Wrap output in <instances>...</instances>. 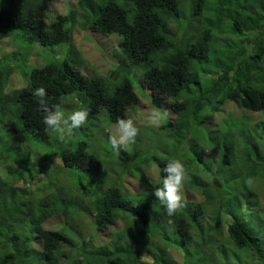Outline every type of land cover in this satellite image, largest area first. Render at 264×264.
I'll return each instance as SVG.
<instances>
[{"label":"trees","instance_id":"obj_1","mask_svg":"<svg viewBox=\"0 0 264 264\" xmlns=\"http://www.w3.org/2000/svg\"><path fill=\"white\" fill-rule=\"evenodd\" d=\"M55 1L0 0V42L13 43L3 56L0 49V163L16 164L0 177V264H141L145 251L154 264H264V0H76L46 22ZM74 29L118 36L117 62L107 73L81 72ZM62 44L70 46L58 60L53 48ZM35 49L41 63L29 64ZM14 76L21 88L10 87ZM134 81L150 91L152 108L177 118L152 131L166 135L163 147L157 138L140 151L147 131L139 128L135 144L117 152L103 125L128 118L139 104ZM40 87L50 105L73 96L89 111L81 129L97 134V142L67 140L55 153L60 167L90 178L89 187L67 185L77 194L49 176L40 157L19 152L48 135L33 95ZM227 103L237 114H223ZM181 129L192 138L177 135ZM95 152L116 168L104 171ZM172 159L191 178L185 190L201 200L184 199L170 218L153 193ZM127 173L136 178L134 193L120 184ZM37 175L44 183L36 189L16 184L29 186ZM53 217L58 228L46 229ZM117 222L122 228L99 243V232Z\"/></svg>","mask_w":264,"mask_h":264},{"label":"rangeland","instance_id":"obj_2","mask_svg":"<svg viewBox=\"0 0 264 264\" xmlns=\"http://www.w3.org/2000/svg\"><path fill=\"white\" fill-rule=\"evenodd\" d=\"M76 3V0H56L55 2H51L48 4V6L46 7V13L42 15V17L45 19L46 22H49L50 19L52 18V16L56 15V14H63L66 12H68ZM47 15L49 16L47 18ZM47 18V19H46ZM117 36V35H116ZM115 34L114 35H108L105 36L101 33H96V32H90V31H85V30H80V29H74L71 31V43L76 47V49L81 53V56L84 60V64L82 66L81 72L84 74H92V69L94 68V70L98 71V69L100 71H104V73H100L101 75L107 73V70L111 69L113 67V63L117 62V55H116V37ZM118 38V36H117ZM13 43L10 40H4L2 42H0V49L3 50L4 52L2 53V56L7 53V52H11V47L9 45H12ZM70 45L69 44H62L59 46L54 47L53 49H57L58 54H57V59H61L63 58V53L65 54L68 51V47ZM98 47V48H97ZM27 50V48H25ZM36 49L33 50V52L31 54H29L27 56V63L29 64H34L36 61L39 63H41L40 58L38 59L35 55ZM1 55V54H0ZM36 60V61H35ZM88 66H90L91 68H87ZM108 82L109 83H113L114 80L112 78H108ZM18 78L16 76L13 77V79L11 78V88H21L22 86H19L18 84ZM134 89L137 90V95L139 96V104L136 107H132L130 109H128V114L129 117L134 118L136 125L138 128H140V130H145L147 131V133H143V135L139 138V144H141L139 147L140 151H142L143 149H150L153 145L157 144L159 141L157 138H160V144L159 147H163L167 142V138L166 135L162 134L163 132L161 131V134L156 138L153 133H157L160 130L164 129V122H162V124L159 127H153L150 126L146 123L145 120V116L147 115V113L152 109V107L150 106V91L144 87H142L141 85L136 84V82L134 81L133 83ZM9 88V87H8ZM7 91V90H6ZM63 102L60 104L63 108L64 111H68L65 112L66 114H70L72 111L74 110H78L79 108L77 100L71 96H64L61 99ZM223 108H225V110L223 111V114L226 113V111H233V113L237 114V110L234 109L232 107L231 104H226L223 106ZM171 113V112H170ZM128 117V118H129ZM217 120H219L218 118H221L222 115L217 114L216 115ZM256 117V114L253 115H249V119L253 120ZM176 116H174L172 113L170 115L169 120L172 122L176 121ZM103 120V119H102ZM213 122V121H212ZM101 127V125H100ZM162 127V129H161ZM191 129L185 130V129H181L180 133H177V135L182 134L183 136L186 137V140H189L192 138V133L190 131ZM173 131H176V127L175 129L173 128ZM113 132V125H103V134H107V137L110 136ZM155 133V135H156ZM47 136L45 138L42 137H37L35 139V143L37 145H23L22 148L19 150L20 153L23 152L22 156H26V155H30V157H40L42 159L43 164H45V166H47L48 168V173L49 176L52 175L56 180L58 179V181H61L62 184L64 185L63 187L65 189H68V193L69 194H77V188L75 187H68L67 185H76L75 182L79 181V183L84 184L86 187L88 186V183L90 182V178L83 177L81 172L77 169H71V170H65L62 165L61 167L59 166L60 161L58 159V157L56 156V151L57 148L59 147V145H62L64 143L67 142V140L69 141L67 144L69 145H74L75 143H77L74 139H79V141L81 142H86L87 143V139L89 137V140H92L93 142H97L98 139L97 138V134L96 132L92 131H88V130H83V129H78L75 131L74 135L72 137H66L64 142H61L57 139V134L49 129L47 132ZM170 141V140H169ZM185 142V141H184ZM184 142H182L181 147H184ZM135 144V143H134ZM124 147L125 150L127 151V147L128 145H125ZM102 150H104V147H101ZM180 149V147H179ZM178 149V150H179ZM108 150V148H107ZM151 151V150H150ZM27 154H24L26 153ZM97 154V156L100 158V160L103 163V169L105 171V169L108 168V166L110 165V167H115L114 163H109L108 161H106L104 154L95 152ZM132 163V162H130ZM55 166H59V168H55ZM156 165V164H155ZM10 166H12L13 168L16 167V164H14L13 162H11V160L9 159L6 163L1 164L0 163V177L2 179L6 178L7 176V170L10 168ZM109 167V168H110ZM36 168H41L40 165H36ZM108 168V169H109ZM60 173H64L60 174ZM148 173L151 175L153 181H155V167L154 166H150L148 168ZM58 174V175H57ZM79 178V179H77ZM75 179V180H74ZM44 183V179L42 175H37L32 181L31 184L28 185H24L23 182H16V184H18L19 187H26L28 190H33L36 189V185H42ZM250 183V187L252 186V181L249 182ZM121 186L123 187L124 191H127L129 193H134L137 191V181L136 178L134 176H131L130 173H127L125 175L122 176L121 181H120ZM41 188V186L38 187V189ZM260 187H258L259 190ZM183 196L184 199L187 200H201L197 194L195 192H187L185 190V188L183 189ZM263 205H264V199H262ZM58 220V218L53 217L52 219H50L46 224H45V228L46 229H57L58 226L56 225V221ZM122 228V223L121 222H117L115 223L111 228H108L107 230H103L102 232H99V235L96 237V240L99 243H104V242H108L111 238V234L114 233L115 230L121 229ZM176 257H178L177 253L175 254Z\"/></svg>","mask_w":264,"mask_h":264},{"label":"clouds","instance_id":"obj_3","mask_svg":"<svg viewBox=\"0 0 264 264\" xmlns=\"http://www.w3.org/2000/svg\"><path fill=\"white\" fill-rule=\"evenodd\" d=\"M33 95L38 98L39 110L44 113L43 124L47 129L53 130L61 142H64L66 137H72L75 131L80 129L88 120L89 111L85 108L66 114L60 104L50 105L44 87L35 89ZM170 115L168 109L154 106L145 116V120L148 125L159 127L162 122L170 118ZM139 131L134 118H118L113 125V132L109 136V144L113 150L119 152L122 146L136 142ZM163 172L165 175L161 180V186L155 189L153 195L165 208L167 216L171 218L185 208L182 193L184 185L191 178L185 165L179 159L170 160ZM139 260L141 264H154L153 257L147 251L139 256Z\"/></svg>","mask_w":264,"mask_h":264}]
</instances>
